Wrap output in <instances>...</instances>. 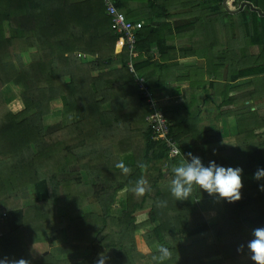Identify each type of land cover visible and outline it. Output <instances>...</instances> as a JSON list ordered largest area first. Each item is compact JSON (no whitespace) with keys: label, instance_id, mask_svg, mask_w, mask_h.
Here are the masks:
<instances>
[{"label":"trees","instance_id":"16d2710c","mask_svg":"<svg viewBox=\"0 0 264 264\" xmlns=\"http://www.w3.org/2000/svg\"><path fill=\"white\" fill-rule=\"evenodd\" d=\"M189 1L194 2L187 6L200 14L198 24L204 28L200 33L204 44H209L207 52L212 50L213 32L221 45L224 33L234 31L227 7L238 10L250 3L264 13V0H229L226 6L225 0ZM115 4L125 9L128 5L123 0ZM149 4L152 16L161 19L136 23L140 56L135 63L127 48L115 55L121 37L112 28L104 0H0V206L6 210L0 220V258L18 260L26 254L30 264H97L101 254L107 264H252L246 250L238 254L237 247L249 239L253 228L264 227V191L259 190L264 180L254 182L253 178L264 167V142L256 133L264 128V118L261 111L254 110L250 116L241 111L238 136L247 132L257 141L243 142L239 137L232 151L212 148L211 141L222 133L201 130V109L192 110L197 102L193 95L190 104L180 108L185 115L164 110L181 152L171 158L166 145L152 139L146 121L151 109L136 82L143 79L150 93H156L175 53L167 47L172 34L157 11L158 0ZM237 18L246 46L258 47L259 54L250 55L246 46L236 49L231 55L232 82L264 78V16L246 7ZM190 29L195 30L196 24ZM154 44L157 60L151 55ZM121 47L120 42L118 51ZM199 53L198 49L193 55ZM77 54L95 61L86 63ZM220 58L221 66L230 59L223 53ZM6 87L21 93L25 108L20 113L8 109ZM222 87L229 91L230 86ZM220 91L222 106H228L232 102L228 92ZM248 95L243 97L251 103L247 107L251 111L256 97L264 99V85ZM55 101L62 102L60 121L46 126ZM199 142L206 147H199ZM189 152L205 164L215 159L244 170L242 199L225 202L215 225L207 222L197 204L212 197L198 186L189 200H176L170 192L172 169ZM121 162L130 169L128 173L117 167ZM141 180L146 183L139 185ZM32 187L36 197L27 208L23 202ZM138 187L146 188L143 194ZM124 194L125 202H119ZM118 202L123 204L120 216L113 214ZM84 207L94 210L82 214ZM75 212L80 214L70 215ZM145 212L148 223L158 224L143 236L148 247L155 249L149 256L137 252L135 243L143 231L137 216ZM211 237L212 245L207 243ZM60 241L65 243L56 246ZM38 242L53 250L47 257L31 260L28 244ZM161 247L170 252L162 261ZM65 257L68 262L63 261Z\"/></svg>","mask_w":264,"mask_h":264},{"label":"crops","instance_id":"0c3cea01","mask_svg":"<svg viewBox=\"0 0 264 264\" xmlns=\"http://www.w3.org/2000/svg\"><path fill=\"white\" fill-rule=\"evenodd\" d=\"M116 6L117 0H109ZM127 2V8H118L121 12H123L126 17H129V14L132 12H136L137 15L131 16L128 19L134 25L137 22H141L143 25L144 22L154 20V22L160 21L157 20L152 16L151 10L153 8L152 4H149V0H123ZM189 0H158L157 11L161 13L164 18L162 21L170 25L171 36L169 37L168 42V49H174L175 53H171V60L167 63L168 72L164 74V81L162 83V87L156 88L157 92H153V97L156 100L161 102L164 110L170 112L172 114H176L178 110L182 112V115H185L184 111L181 110V106L184 104H190L192 101V96L195 95L197 98V102L192 110L195 111L196 108L201 109V123L200 128L202 131L207 132H218L222 133V135L218 136V139H214L211 141L212 148H220L225 149L227 151H232L236 149L239 145V136H238V128H237V120L238 115L240 112L244 110L241 104L243 100H246L245 106L249 107L250 102L248 99H242L247 94H251L252 91L250 86L247 88V83L250 84L251 80L244 79L238 82H232L231 74L234 71V65L232 64L231 59L227 61V64L221 66V58H220V44L215 42L216 34L213 32L212 34V50L207 52L209 44H204L202 40V35L200 33V29H204L198 24V14L196 11H193V7L187 6ZM229 2V1H228ZM175 4H183L181 10H187L190 13H179L174 10ZM228 4V3H227ZM104 5L106 8L107 13V0H104ZM239 10V9H238ZM252 10V9H251ZM232 11V10H231ZM240 13V12H239ZM238 13V14H239ZM238 14H235L237 17ZM128 15V16H127ZM232 15V13L230 14ZM108 16V14H107ZM169 16V18H168ZM235 23V22H234ZM196 24V29H190V26ZM237 24V23H236ZM236 24H234V31H232L233 37L237 38L238 34L235 33ZM138 26V25H136ZM200 26V28L198 27ZM213 30V29H212ZM168 31V30H167ZM199 34L201 37H199ZM195 37V38H194ZM192 38V39H191ZM194 38V39H193ZM202 40V45L200 44L199 40ZM122 43L121 49L118 51L119 43ZM201 48V49H200ZM125 49L123 41L121 39L116 43L115 46V55L122 54ZM200 51L198 55H193L195 50ZM209 53V54H208ZM151 55L154 56L155 60L159 59V52L158 47L156 44L152 45ZM78 57H87L86 55L77 54ZM140 53H138L139 58ZM93 58V57H92ZM146 58V57H145ZM135 59V60H137ZM134 60V62H135ZM233 60V58H232ZM95 61V58L90 62ZM86 62V61H85ZM88 60V63H90ZM87 63V62H86ZM136 63V62H135ZM228 77H226V74ZM230 86L229 91L228 88L222 86ZM245 86V87H244ZM239 87V88H237ZM226 91L229 95V100L232 101L228 106H222V98L219 96L218 91ZM239 90V91H238ZM15 91V92H14ZM203 91V94L200 92ZM220 91V92H221ZM150 92V91H149ZM223 92V91H222ZM9 93L12 94L10 100H16L13 103V106L16 109L8 108L14 114L20 113L24 110V104L20 97L21 93L14 90L13 88H9ZM145 96V95H144ZM201 98H200V97ZM6 98V97H5ZM146 98V97H145ZM239 98V99H237ZM7 99V98H6ZM7 99V101H10ZM13 100V101H14ZM19 100L21 102H19ZM217 100H221V103L218 106H215L214 103ZM148 101V100H147ZM12 102V101H11ZM11 102L9 104H11ZM56 103L61 101H55ZM8 103V102H7ZM212 103V105H210ZM240 103V104H238ZM149 104V103H148ZM240 105V108L238 107ZM254 110L261 111L264 106L263 103H255ZM238 107V108H237ZM247 109V108H246ZM251 109L250 112L254 111ZM261 130V129H260ZM258 130L256 131L257 134H262V132ZM204 142H199V147H206ZM215 161V159H214ZM153 173L152 171L149 174ZM126 195L124 194L119 202H125ZM205 200H209L208 204L203 203ZM117 203L116 207L113 209V212L116 216H120L123 211V204ZM225 203V202H224ZM198 206L208 223L211 225H215L218 220V215L222 213V211L216 210V205L219 203L214 200L213 198L203 199L198 201ZM206 204L205 207L202 208V205ZM222 208H224L222 206ZM142 214H146L145 218L147 219L145 222H139V219ZM139 214L137 216L138 223L143 225V231L139 233L140 235L137 236L143 237L145 231L149 232V228H155L158 224H150L148 223V212ZM2 214L0 216V220L2 218ZM211 220V221H210ZM210 221V222H209ZM143 223V224H142ZM210 238V237H209ZM138 239H136V245L138 244ZM212 240V237H211ZM144 247L141 245V248H144L140 251L142 256H149L152 252H155V249H150L143 238ZM208 244H214V240H208ZM152 250V251H151ZM215 259H213L214 261Z\"/></svg>","mask_w":264,"mask_h":264},{"label":"clouds","instance_id":"9594fccd","mask_svg":"<svg viewBox=\"0 0 264 264\" xmlns=\"http://www.w3.org/2000/svg\"><path fill=\"white\" fill-rule=\"evenodd\" d=\"M187 157L185 161L178 162L177 166L172 169L173 179L170 192L176 200H189L194 186H198L200 191L203 190L217 202L235 203L242 199L244 187L242 167L224 166L214 160L205 164L200 156L192 152L187 153ZM117 167L121 168L124 173L130 171L123 162ZM253 178L257 181L264 180V167L258 168ZM145 183L144 180L138 182L139 185ZM259 190L264 191V184L259 185ZM137 191L143 194L145 189L138 187ZM245 250L252 264H264V227L253 228L249 239L237 247L238 254ZM159 254L161 261L170 256L169 249L166 247H161ZM0 264H30V261L24 258L10 260L5 257L0 258ZM97 264H107V257L100 254Z\"/></svg>","mask_w":264,"mask_h":264},{"label":"rangeland","instance_id":"374dc122","mask_svg":"<svg viewBox=\"0 0 264 264\" xmlns=\"http://www.w3.org/2000/svg\"><path fill=\"white\" fill-rule=\"evenodd\" d=\"M229 1V0H228ZM228 3V2H227ZM183 6V4H175L174 5V10H176L177 12H179V13H182V14H185V13H190L189 11H188V9L187 10H181V7ZM228 8V7H227ZM232 11H236V10H232ZM232 16H233V21L235 22V24H236V30H235V33L236 34H238V36H237V38H236V40H235V38L233 37V34H231V32H229V33H224L225 34V36L224 37H222V43H221V45H220V53H223L227 58H229L230 57V59H231V55H233L234 53H236V49H238L239 47H245L246 46V40H244L243 39V37H242V35L240 34V30H241V28L239 29L238 27H239V25H238V18L235 16V14H232ZM227 19V18H226ZM6 28V33H7V35H10V31H9V28L8 27H5ZM4 28V29H5ZM216 40V39H215ZM239 42V43H238ZM249 46V45H248ZM223 47H227V48H223ZM246 52L248 51V53L251 55H258L259 54V48L258 47H251V48H249V47H247L246 46V48L244 49ZM225 51V52H224ZM227 51H229V53L227 52ZM91 59L93 60L94 58H92L91 56H87V57H83V60H84V62L86 61L87 63H88V60H89V62L91 61ZM24 60H25V62L26 63H29V61H30V57L28 56V55H26V56H24ZM240 64H246V61L245 62H242V61H240ZM239 67H242L241 65H239ZM226 74V73H225ZM226 77H228V74H226ZM249 80H252V79H249ZM253 80H255V82H253V83H255L254 85H252L251 83L250 84H248L247 83V88H248V86H250V88H252L251 89V91L253 92V91H255L256 89H258L261 85H264V78L263 77H260V78H254ZM252 80V81H253ZM252 81H250V82H252ZM245 87V86H244ZM9 88L10 89H12V87H6L5 89H4V96L7 98V99H11V96H12V94L11 93H9ZM239 91V90H238ZM15 92V91H14ZM200 94H203V91H201L200 92ZM247 96H249L248 94H247ZM200 97V96H199ZM198 98V97H197ZM201 98V97H200ZM240 98H244V97H240ZM257 98V102H259V103H263L264 104V99H262V98H259V97H256ZM6 99V100H7ZM237 99H239V98H237ZM245 99H248L247 97L245 98ZM14 100V99H13ZM10 100V101H7L8 102V104H7V107L9 108H12V109H16V107L15 106H13V103L16 101V100ZM12 101V102H11ZM11 102V104H9ZM19 102H21L20 100H19ZM244 102H245V100H243V102H242V104H241V106H242V108H244V110H243V114L245 113V114H247V116H250V111L248 110V109H246L247 108V106L245 107V105H244ZM221 103V100H217V101H215V103H214V105L215 106H218L219 104ZM238 104H240V103H238ZM210 105H212V103H210ZM253 105V104H252ZM238 107L240 108V105H238ZM237 107V108H238ZM255 108H257L256 106H255ZM259 108V107H258ZM257 108V109H258ZM61 109H62V102H58V103H56V102H54V103H52L51 104V115L47 118V121H46V126H52L53 124H55L56 122H59L60 121V118H61ZM254 110V109H253ZM261 116L264 118V106H263V108H262V112H261ZM242 124H243V122H242ZM246 131V130H245ZM261 132H262V137L261 138H259V140L261 141V142H264V128H261V130H260ZM241 139H243V142L245 141V142H248V143H250V140H251V143H253V142H256L257 141V139H255L254 137H250L249 138V136H248V134H247V132H245L244 133V135H242V136H239ZM244 176V175H243ZM245 177V176H244ZM257 180H255L254 179V182H256ZM146 189V188H145ZM35 189L32 187V189L30 190V192H29V195H28V199L27 200H25L24 202H23V205L25 206V207H27V208H31L32 207V205L34 204V200H35ZM208 201L209 200H205L203 203H206V204H208ZM219 203V205H216L215 204V206H216V210L217 211H224V208H222V206L224 207V202L223 201H220V202H218ZM206 204H203L202 205V208L203 207H205L206 206ZM116 207V206H115ZM89 208H91V207H84L82 210L83 211H81V213L82 214H84V213H87L88 211H90V209ZM91 209H93L94 210V207H92ZM4 212H6V210H5V208L3 207V206H0V216H1V214L3 215V213ZM77 213L78 214H80L79 212H75V213H71L70 215H77ZM54 214H55V216H57L58 215V211H57V206L55 205V207H54ZM113 214H114V212H113ZM115 215V214H114ZM145 216H146V214H142L141 215V217H140V219H139V222L141 223L142 221L143 222H145L147 219L145 218ZM211 221V220H210ZM209 221V222H210ZM143 224V223H142ZM152 229V228H151ZM149 231H150V228L148 229ZM138 235H140V234H137L136 235V237H135V241H136V239H138L139 238V240H138V244L136 245V249H137V252H139L140 253V251H142L144 248H141V245L144 247V243H143V237H138L137 238V236ZM198 239L199 238H202V237H197ZM209 241H211V243H212V240L211 239H208ZM208 240H207V243H208ZM62 243L64 244L65 243V241L63 242V241H60V242H57L56 243V246H60V245H62ZM136 243V242H135ZM28 251H29V254H28V256L31 258V260L33 259V258H36V259H39V258H42V256L44 255V257H47L48 255H49V252H52V247H50L47 243H44V242H38V244H32V243H30V244H28ZM141 254V253H140ZM27 257V255L25 254L24 256H23V258L24 259H27L26 258ZM63 258V257H62ZM69 258V257H68ZM67 258L65 257V259H63V261H67L68 262V260H66ZM27 260H29L30 261V259H27ZM69 260H71V259H69ZM70 262V261H69ZM30 263H31V261H30Z\"/></svg>","mask_w":264,"mask_h":264},{"label":"built area","instance_id":"2783aa9c","mask_svg":"<svg viewBox=\"0 0 264 264\" xmlns=\"http://www.w3.org/2000/svg\"><path fill=\"white\" fill-rule=\"evenodd\" d=\"M107 14L108 17L112 20V28L115 34L121 37V41H123L125 48L129 50L133 60L137 59V26L130 22L127 19L126 15L109 0H107ZM129 66L130 69L134 71L132 63ZM136 82L140 89L144 92V95L148 100L151 109V113L146 117V121L152 128V139L162 141L166 145V148L169 150L170 157L176 158L180 155L181 152L178 143L171 136L170 124L164 113V108L161 105V102L159 100H156L153 97V94L149 92L143 79L137 78ZM5 216L6 214L3 213L1 219L4 220Z\"/></svg>","mask_w":264,"mask_h":264},{"label":"water","instance_id":"95a60500","mask_svg":"<svg viewBox=\"0 0 264 264\" xmlns=\"http://www.w3.org/2000/svg\"><path fill=\"white\" fill-rule=\"evenodd\" d=\"M228 0H225L224 5H227ZM246 7H250L252 9V11H256L258 12L261 16H264V13L261 12L260 10L256 9L252 4L250 3H243L240 7L239 10L236 11H231L229 8H227L228 12L231 14H238L239 12H242Z\"/></svg>","mask_w":264,"mask_h":264}]
</instances>
